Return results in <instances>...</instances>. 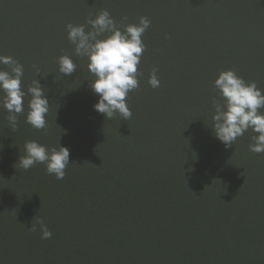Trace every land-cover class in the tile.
<instances>
[{"label": "trees", "instance_id": "16d2710c", "mask_svg": "<svg viewBox=\"0 0 264 264\" xmlns=\"http://www.w3.org/2000/svg\"><path fill=\"white\" fill-rule=\"evenodd\" d=\"M194 1L188 0V5H184L192 6ZM199 1L206 4L216 1L218 9L214 7V11L221 13V21L228 27L227 37L217 39L213 33L218 31L217 25L206 26V21L212 20L209 19L211 13L205 14L206 8L200 13V2L195 4L197 8L187 20L181 19L169 27L159 19L154 20L150 25L151 33L145 35L146 50L138 65V72L142 74L138 77L139 89L135 94L129 92L126 98L132 113L130 119L123 120L117 115L109 120L94 111L98 96L90 87L82 90L80 82L76 86L70 84L75 88V96L67 90L42 84V71L36 74L30 72L28 64L23 65V89L27 91L38 79L45 88L50 107L46 129L36 130L25 123L27 101L25 112L19 116L18 137L7 141L5 155H0V199L6 203L1 205L0 201V253L6 256L3 264H18L19 260L23 264H97L99 259L101 264H108L112 255L119 256L122 264H134L128 253V259L126 252L120 253L121 245L109 243L106 228H102L103 246L91 239L99 234L94 229L99 217L116 218L121 222L138 219L134 217L142 196L155 202L157 194L154 193L161 184H167L169 190L176 193L184 188L182 185L199 189L200 193L192 196L200 210H203L201 206L216 201L213 196L218 186L226 187L221 190L227 201H232L229 195L239 186L264 187V161H260L263 153L249 150L255 134L249 130L227 149L215 138L212 99L217 93L213 85L206 88L199 81L202 71L197 68L206 61L207 66L214 69L208 72L214 80L221 71L234 70L246 82L254 81L264 91V0H243L232 7L217 5L221 0ZM63 8L57 10L60 16H66ZM247 11L254 14L255 20L249 21L252 26L244 25ZM131 13L133 9L128 11V16ZM42 14L49 19L52 10L44 8ZM69 15L75 21L74 7ZM88 15L85 12L84 16ZM32 16L35 22H40L37 16ZM15 34V31L10 33ZM206 51L208 60L206 54H201ZM188 66L196 68V83L191 85L188 73L182 70ZM154 67L159 69L160 86L152 89L148 80ZM166 88L175 103L168 98ZM77 107H82L81 115ZM1 132L8 137L9 129ZM30 140L48 148H69L64 179L57 180L47 174L44 164H36L28 170L20 167L19 157L25 155L24 144ZM154 151H160L161 155L154 156ZM236 170L248 174L246 181L236 179ZM95 174H102V178L96 180ZM141 181L147 184L143 186ZM106 182L113 185L106 193L94 191L98 184ZM129 186L133 187V196L124 201L123 189ZM157 202H160L159 197ZM84 203L90 209L83 208ZM253 209L249 207L250 211ZM41 219L52 232L49 239L40 238L38 221ZM32 226L36 231L30 230ZM249 245L243 253L237 254V247L234 254L224 252L223 259L211 252L212 264H264V237ZM147 261L163 264L155 256ZM191 264L198 262L194 259ZM205 264L211 263L206 261Z\"/></svg>", "mask_w": 264, "mask_h": 264}, {"label": "rangeland", "instance_id": "374dc122", "mask_svg": "<svg viewBox=\"0 0 264 264\" xmlns=\"http://www.w3.org/2000/svg\"><path fill=\"white\" fill-rule=\"evenodd\" d=\"M221 1L217 2V5L232 7L234 4H240L243 0ZM198 2H200L198 10L200 13L205 8V14L211 13L209 19L212 20L206 21V26L211 24L212 27L216 24L218 31L213 33L217 39L227 37L228 27L221 21V13L214 11V7L217 8L216 1L206 4L204 1L196 0L194 5L185 6L184 3L188 5V0H0V55L11 56L22 65L28 64L30 72L34 71L32 66L36 65L42 71L40 78L42 84L47 83L48 87L55 86V89L67 90L77 96L75 88H71L70 84L76 86L80 82L83 90L85 87H90L93 77L87 69L86 59L73 54L74 46L67 39V24H85L89 17H95L100 11L106 9L116 20L126 16L127 23H138L140 17H147L151 23L159 19L163 21L164 26L169 27L171 24H175L181 19L187 20L190 15H193L191 12L196 10L195 4ZM63 6L66 16L63 14L60 16L57 12ZM73 7L77 13L75 21L68 17L71 16L69 14ZM44 8L46 11L52 10L51 18L48 19L42 14ZM132 9L133 13L128 16V11ZM85 12L89 15L84 16ZM31 14L37 16L40 22H35ZM244 15L246 17L244 25L252 26L253 23L251 25L249 21L251 18L255 20L254 14L247 11ZM26 17L29 20L24 21ZM150 30L151 27L143 34L144 43L145 35H148L147 32L151 33L152 30ZM11 31H15L16 34L10 35ZM201 54H206L208 60L207 51ZM62 55L70 56L77 64L76 72L69 76L58 71L57 59ZM205 62L199 63L197 67L202 71L199 81L204 84V87L210 88L214 79L208 72H212L214 69L211 70ZM2 67L5 66L0 65V68ZM195 69L191 66L182 68L185 73H188L190 85L196 83ZM138 77L141 78V75ZM22 83H25L23 78ZM22 88H24L23 84ZM133 91L135 94V90ZM166 93L169 94L168 98L175 103L171 96L172 93L167 88ZM52 96L55 95L52 94ZM30 98V96H26L24 104ZM52 99L53 97L50 98V100ZM76 109L77 113L81 115L82 107ZM6 116L7 112L0 107V155L2 154V156L5 155L6 142L18 137L16 130H10ZM6 129H9L7 138L1 132ZM152 154L158 156L161 155V152L154 151ZM260 161H264V158L262 157ZM234 174L239 182L246 181L248 177L244 170H236ZM159 175H161L160 172ZM95 177L98 180L102 178V174H95ZM141 183L143 186L147 184L144 181ZM111 186H113L111 182L101 183L96 186L98 189L94 191L106 193ZM182 186L184 188L177 193L176 190H169L167 184L157 186V191L155 190L154 194L159 197V203L157 197L155 202H149L143 195L139 205L136 206L134 218L139 217L136 220L128 218L121 222L116 218L113 220L111 217L96 216L100 219L95 223L94 229H97L99 234H95L91 239L103 246L102 228H106V233L110 238L109 243L121 245L120 253L125 254L126 252V259L130 255L134 264H148L147 260L153 256L163 264H191L194 259L198 264H205L206 261L212 264L214 261L211 252H216L223 259L224 252L234 254L236 247L237 254L246 252L250 248L251 242H255L261 236L264 237L262 235L264 229L260 223L264 220L263 186H259L257 189L252 186L248 188L239 186L234 194L229 195L232 201L225 200V196L222 195L221 187L225 186H218L213 196L216 201L201 206L203 210L196 206L197 200L192 196L195 193L199 194L200 190L193 189L192 186ZM132 188L129 186L123 189L124 201L132 198L134 192ZM177 195H179L178 198ZM175 198L177 199L174 200ZM0 201L1 205L5 203L1 199ZM251 203L257 206L255 207ZM81 206L90 209L87 203ZM249 207L254 209L250 211ZM97 210L101 215L102 212ZM255 235L260 237L255 238ZM113 251L116 252V250ZM149 254H153V256ZM5 259V254L0 253V264H3ZM101 263L102 261L99 259L97 264ZM111 263L122 264L121 258L112 255L108 264ZM18 264L23 263L19 260Z\"/></svg>", "mask_w": 264, "mask_h": 264}, {"label": "clouds", "instance_id": "9594fccd", "mask_svg": "<svg viewBox=\"0 0 264 264\" xmlns=\"http://www.w3.org/2000/svg\"><path fill=\"white\" fill-rule=\"evenodd\" d=\"M127 17L116 20L108 10H102L95 17H89L85 24L66 25L67 39L74 46V55L86 59L87 69L93 79L90 88L98 96L93 105L94 111L111 120L119 115L123 120L130 119L131 110L126 98L129 92L139 89L138 72L141 56L146 50L143 34L151 25L147 17H140L138 23H127ZM58 71L69 76L76 72L77 64L68 55L57 59ZM0 107L6 112L11 130L18 127L19 116L25 112L24 98L28 100L25 123L36 130L47 127L46 115L49 100L45 88L37 79L25 91L22 88L24 66L11 56L0 55ZM36 74L40 69L32 66ZM158 68H153L148 80L152 88L160 86ZM217 96L212 99L213 132L215 138L231 148L237 138L251 130L249 150L264 153V91L253 82H246L234 70L221 71L213 82ZM25 155L19 157L20 167L28 170L36 164H44L46 172L57 180L65 177L69 165L70 150L60 146L48 148L36 140L26 141ZM40 225L41 239H49L52 232L44 223ZM36 231L32 226L30 229Z\"/></svg>", "mask_w": 264, "mask_h": 264}]
</instances>
